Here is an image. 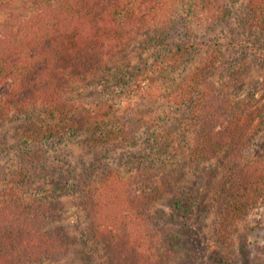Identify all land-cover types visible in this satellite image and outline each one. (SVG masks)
Returning <instances> with one entry per match:
<instances>
[{
  "label": "trees",
  "instance_id": "1",
  "mask_svg": "<svg viewBox=\"0 0 264 264\" xmlns=\"http://www.w3.org/2000/svg\"><path fill=\"white\" fill-rule=\"evenodd\" d=\"M174 2L38 0L30 18L17 16L16 21L2 24L0 86L7 89L0 98V128L11 116H29L17 135L24 145L84 134L86 146L131 147L136 140L127 118L151 124L157 146L153 161L160 165L142 169L128 181L108 172L80 193L89 248L100 249L107 264H170L177 259L176 246L160 225L156 207L179 188L182 173L175 157L182 151L193 168L225 157L206 207L222 251L219 264L232 263L238 253L250 248V242L236 243L240 226L254 211L264 212V162L254 161L258 141L264 138V92L261 97L255 92L263 91L264 84L254 83L249 66H231L223 56L211 55L178 89L161 99L153 86L164 80L165 68L126 67L128 73L123 72L121 58L139 32L164 30L174 23ZM193 12L208 27L228 17L223 0H194ZM243 22L253 35L264 36V0H249ZM222 74L229 80H221ZM110 75L128 87L118 103L98 106L73 97L91 83L106 85ZM248 85L256 91L236 96V88ZM157 104L184 112L180 130L173 133L185 142L178 143L182 151L174 146L179 140L166 133L152 108ZM171 154L170 162L166 156ZM216 175L207 173V180ZM8 191L0 201V264H60L71 242L56 226L59 207L46 204L39 194L36 199L28 197L18 186ZM236 244L240 245L238 253Z\"/></svg>",
  "mask_w": 264,
  "mask_h": 264
},
{
  "label": "rangeland",
  "instance_id": "2",
  "mask_svg": "<svg viewBox=\"0 0 264 264\" xmlns=\"http://www.w3.org/2000/svg\"><path fill=\"white\" fill-rule=\"evenodd\" d=\"M37 1L0 0V37L3 36L2 24L5 21L17 16L30 18L31 8ZM223 1L228 8L227 19L220 25L208 27L195 18L194 0H175L173 7L177 20L164 30L144 29L139 32L121 58L125 65L123 72L128 73L126 67L136 70L165 68L164 80L153 86L161 99V96L170 95L189 79L207 57L217 54L223 56L231 66L240 63L244 67L249 66L254 83L264 84V36L253 35L243 22L249 0ZM245 41H249L251 46ZM107 77L106 85L91 83L76 91L73 97L77 101L94 102L98 106L118 103L128 87L118 83L112 75ZM219 77L224 81L229 80L227 74ZM252 87L236 88V96L242 98L247 91H256ZM6 89V86H0V98ZM263 92L258 90L255 94L261 97ZM152 108L166 126V133L172 135L180 130L179 123L185 116L183 111L160 104ZM132 118H127L128 130L136 140L131 147L86 146L84 134L67 135L62 141L24 145L17 135L27 124V115L11 116L0 128V201L10 187L18 186L28 197L36 199L39 194L45 197L46 204L59 207L61 216L56 226L64 230L71 242L69 254L60 264L108 263L100 249L89 248L84 233L79 197L86 184L101 180L108 172L118 173L123 181H128L142 169L162 163L153 161L157 146L153 145L151 124L146 121L137 123ZM174 138L175 141L179 140L176 135ZM178 143L185 145V142H174V146L181 147L182 151ZM257 147L254 161L264 162V138L259 139ZM33 151H36V155L31 154ZM172 155L166 156V159L170 161ZM186 157L183 151L176 154L177 165H174L182 173V181L179 188H174L156 207L160 225L178 252L177 259L170 264H219L222 263V251L210 227L206 207L212 201L225 157L220 155L198 168L189 165ZM209 172H216L217 175L207 180ZM239 237L236 243L249 245L250 242L251 246L240 254V245L236 244L239 256L229 264H264L262 210L254 211L241 224Z\"/></svg>",
  "mask_w": 264,
  "mask_h": 264
}]
</instances>
